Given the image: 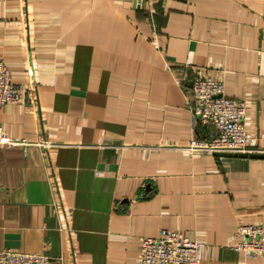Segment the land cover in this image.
Instances as JSON below:
<instances>
[{
	"label": "crops",
	"instance_id": "0c3cea01",
	"mask_svg": "<svg viewBox=\"0 0 264 264\" xmlns=\"http://www.w3.org/2000/svg\"><path fill=\"white\" fill-rule=\"evenodd\" d=\"M0 61L21 100L0 125V249L64 264H137L163 229L199 264H264L236 249L264 227V157L192 153L195 71L248 108L264 149V0H0ZM41 144V145H40Z\"/></svg>",
	"mask_w": 264,
	"mask_h": 264
},
{
	"label": "built area",
	"instance_id": "2783aa9c",
	"mask_svg": "<svg viewBox=\"0 0 264 264\" xmlns=\"http://www.w3.org/2000/svg\"><path fill=\"white\" fill-rule=\"evenodd\" d=\"M192 81L190 111L195 123L212 130L206 136H194L187 148L192 153H254L264 152L251 142L246 125V104L225 93L224 82L206 71H195ZM21 100L19 87L13 81L10 68L0 61V109ZM27 139H13L0 125V146H28ZM41 145V144H40ZM237 250L248 256L264 255V227L261 224H241L236 234ZM137 264H199L203 243L181 231L163 229L159 235L140 239ZM0 264H64L62 257L0 249Z\"/></svg>",
	"mask_w": 264,
	"mask_h": 264
},
{
	"label": "water",
	"instance_id": "95a60500",
	"mask_svg": "<svg viewBox=\"0 0 264 264\" xmlns=\"http://www.w3.org/2000/svg\"><path fill=\"white\" fill-rule=\"evenodd\" d=\"M219 154L228 155V156H246V157H264V152H254V153H232V152H219Z\"/></svg>",
	"mask_w": 264,
	"mask_h": 264
}]
</instances>
